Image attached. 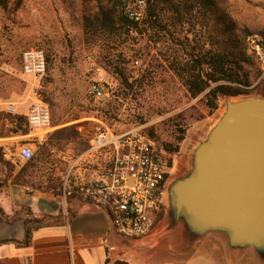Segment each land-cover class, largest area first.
<instances>
[{
    "label": "rangeland",
    "instance_id": "obj_1",
    "mask_svg": "<svg viewBox=\"0 0 264 264\" xmlns=\"http://www.w3.org/2000/svg\"><path fill=\"white\" fill-rule=\"evenodd\" d=\"M126 1V6L133 2ZM215 1L224 18L211 19L209 30L204 34L207 47L214 45L236 52L244 33L264 35V0ZM101 5L107 8L111 2L0 0V93L16 102L29 104L39 100L48 106L50 125L57 123L60 131L58 138L52 135L50 139L51 135L47 134V147L59 150L62 132L64 138L71 134L80 141L88 140L97 122L116 133L152 128L160 142L178 144V150L169 153L167 193L154 226L167 234V247L173 253L167 254V262L180 264L196 255L197 261L214 259L220 261L217 264H264L252 245L232 248L227 242L228 252H221L217 235L223 233L210 231L195 237L187 233L181 221H174L170 216L171 183L191 171L193 152L224 113L226 100L242 97H222L218 108L208 114L200 102L202 94L192 98L168 69L165 38L155 43L147 33L121 36L87 28V18L96 15ZM116 11L115 19L121 9ZM172 16V9L165 4L161 9L162 22L175 30L170 24ZM174 34L184 40V32ZM30 47L43 50L46 58L44 74L35 79L24 74L20 67L21 53ZM114 65L124 70L132 87L117 75ZM244 69L248 72L247 97H264L260 63L255 58V64H246ZM94 81L105 88L102 98H94L89 92ZM25 109L23 106L22 111ZM3 113L6 112L0 111ZM179 137L182 138L179 140ZM215 245L218 248L214 253Z\"/></svg>",
    "mask_w": 264,
    "mask_h": 264
},
{
    "label": "crops",
    "instance_id": "obj_2",
    "mask_svg": "<svg viewBox=\"0 0 264 264\" xmlns=\"http://www.w3.org/2000/svg\"><path fill=\"white\" fill-rule=\"evenodd\" d=\"M4 99L15 103V114L26 115L28 103ZM55 128L59 129V125L50 127L44 135V144L40 142L44 147L33 140L31 133L0 136V207L4 216L13 218L0 219V240L23 238L22 215H58L63 219L61 224L35 228L26 246L0 244V264H111L116 260L128 264H174L166 260L169 252L173 254L167 247V234L154 227L158 215L148 233L138 238L125 237L115 230L107 212L78 194L79 184L100 178L103 168L109 166L108 157L86 154L91 139L80 141L71 134L64 138L63 132L59 135V150L47 147V134L50 139L52 135L58 138ZM23 146L34 152L31 158L17 156ZM217 241L221 252H228L225 235H217ZM217 248L215 245L212 249L214 253ZM187 262L220 261H197L196 255H191L180 264Z\"/></svg>",
    "mask_w": 264,
    "mask_h": 264
},
{
    "label": "water",
    "instance_id": "obj_3",
    "mask_svg": "<svg viewBox=\"0 0 264 264\" xmlns=\"http://www.w3.org/2000/svg\"><path fill=\"white\" fill-rule=\"evenodd\" d=\"M169 197L171 218L190 235L221 232L230 247L252 245L264 259V97L226 100Z\"/></svg>",
    "mask_w": 264,
    "mask_h": 264
},
{
    "label": "trees",
    "instance_id": "obj_4",
    "mask_svg": "<svg viewBox=\"0 0 264 264\" xmlns=\"http://www.w3.org/2000/svg\"><path fill=\"white\" fill-rule=\"evenodd\" d=\"M110 2V7L104 8L101 5L96 15L87 18V28L93 27L94 31L100 30L101 32H116L121 36H128L131 32L147 33L150 40H153L155 43L161 41L162 37L165 38L163 41L167 42V46L164 55H166L168 69L179 79L192 98L202 94L200 102L208 114H212L218 108L222 97L245 98L248 96L249 91L246 88L249 84L248 72L245 71L244 65H254L255 58L246 51L245 37L247 32L243 34L241 47L236 52L224 51L216 48L214 45L210 47L205 45L206 37L204 34L205 31L209 30L211 19L221 20L224 18L220 15L219 7L215 0H148L145 15L141 23L134 21L125 13L126 0H110ZM165 4L173 11V20L170 24L175 26V30L174 28L170 29L162 22L161 9ZM119 8L121 9L120 15L115 19L114 13ZM228 27H231L230 23ZM181 32H184V40H179L174 34ZM160 33L163 34L160 36ZM189 34H191V37H188ZM114 66L117 75L129 87H132L133 83H127L128 78L124 70L119 68L118 65ZM20 67L22 70L21 57ZM1 96L8 98L4 92ZM57 125V123L51 124V126ZM15 129H18L21 135L30 133L26 116L24 114H11L7 112L0 114V136L12 135V131ZM59 131L60 129L55 130V132ZM141 131L150 136L155 142H160L152 128L141 129ZM91 137L92 135L89 139ZM181 138L179 137V140ZM33 140L39 146L44 147V142L42 144L36 138ZM157 145L162 149L170 167L169 153L177 151L178 144L172 145L167 142H160ZM168 173L166 174L167 176ZM21 218L24 227L23 238H3L0 240V244L13 243L17 246H26L30 243L32 231L35 228L61 224L63 222L62 217L58 215L35 216L28 213L22 215ZM0 219L13 220V218L9 219L4 216L1 207ZM104 264L109 263L106 261ZM111 264L128 263L123 260H116Z\"/></svg>",
    "mask_w": 264,
    "mask_h": 264
},
{
    "label": "built area",
    "instance_id": "obj_5",
    "mask_svg": "<svg viewBox=\"0 0 264 264\" xmlns=\"http://www.w3.org/2000/svg\"><path fill=\"white\" fill-rule=\"evenodd\" d=\"M148 0H133L125 7V13L141 23ZM248 53L260 63L264 74V35L248 33L245 37ZM138 64V61H134ZM22 72L38 78L46 70L43 50L30 47L21 54ZM89 92L94 98H102L105 88L98 81L91 83ZM2 111L15 114L14 102L0 95ZM26 122L30 133L39 142L44 140L50 125L48 106L32 100L27 108ZM86 154L106 155L105 166L99 179L78 185V194L88 202L107 212L115 230L122 236L138 238L149 232L157 215L162 211L167 193L169 165L162 149L140 128L116 133L97 122ZM34 152L21 147L17 156L29 159ZM106 162V163H107ZM107 163V164H108Z\"/></svg>",
    "mask_w": 264,
    "mask_h": 264
}]
</instances>
